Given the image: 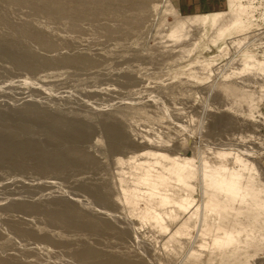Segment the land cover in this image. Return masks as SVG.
Masks as SVG:
<instances>
[{
    "label": "rangeland",
    "instance_id": "rangeland-1",
    "mask_svg": "<svg viewBox=\"0 0 264 264\" xmlns=\"http://www.w3.org/2000/svg\"><path fill=\"white\" fill-rule=\"evenodd\" d=\"M87 3L105 11L50 18L0 0V144L19 151L0 154V264H264V0ZM174 161L197 172L189 213L147 204L138 180ZM224 169L245 196L204 203L200 174Z\"/></svg>",
    "mask_w": 264,
    "mask_h": 264
},
{
    "label": "bare ground",
    "instance_id": "bare-ground-1",
    "mask_svg": "<svg viewBox=\"0 0 264 264\" xmlns=\"http://www.w3.org/2000/svg\"><path fill=\"white\" fill-rule=\"evenodd\" d=\"M68 1H72V0H12V5H13V2H15L19 6L20 5L21 6L22 5H24V6L25 5H29V6L33 7V9H36L38 12H41V13L43 12V14H47L48 17H50V18L51 17H57V16L58 17H62V16L63 17L66 16L67 17L68 12H70V11H74L76 13L78 12V14H77L78 17L77 18L86 17L87 16V12L90 13V14L91 13L92 14H95L97 12L101 13V12H104L105 11V9L103 7H96L95 9L94 8L91 9V8L87 7V6H89L88 3H87L88 0H74L75 1L74 4H72L71 6H69L70 7V10H68V8L66 7V6H68L66 4ZM106 1L107 0H98V2H100V3H103V2L106 3ZM70 3H73V1L70 2ZM19 6H18V10L20 9ZM24 6H22V7H24ZM15 7L16 6H14L13 9ZM25 9H27V8H25ZM21 10H22V8H21ZM27 10L29 12V9H27ZM36 10H35V12H36ZM32 11L28 15H31ZM33 13H34V11H33ZM38 14L40 15V13H38ZM28 15H26V16H28ZM37 15L35 17L36 18H39V17H37ZM99 15H101V14H99ZM32 16L33 15H31V17ZM31 17H29V18H31ZM69 18H72V17H70V15H69ZM60 19H62V18H60ZM83 19H85V18H83ZM94 19H96V18H94ZM87 20H90V19H87ZM87 20H86V22H87ZM30 21H32V20H30ZM1 22L4 23V21H2V20H1ZM40 22L39 21L36 22L37 24L35 26L37 27L38 23H40ZM46 23L49 24L50 22L48 23V21H47ZM4 25H6V24H4ZM9 26H8V28H9ZM11 26H10V28H13ZM31 26L34 27L33 23H31ZM8 28H7V30L10 29V28L9 29ZM21 28H23V27H21ZM21 28H19V30ZM68 28H70V26ZM15 32H17V31H15ZM20 32L23 33L22 30ZM2 33H3V31H2ZM39 33L36 32V31L35 32H33V31H27L25 29L24 36L26 35L29 38L37 39L44 46H50V44H51L50 40L47 39L46 37H44L43 35H41L42 33L41 34H39ZM31 41H33V40H31ZM39 41H37V43ZM54 45H56V44H54ZM37 46H38V44H37ZM42 50H43V48H42ZM29 57L33 58L35 56H33V54H32ZM11 58L16 59L15 61L18 60L19 63H20V65L21 64H23L25 66L26 65H30L31 67L33 65L32 64L33 62L29 61V58H27L25 56H21V55H11ZM42 58L44 59V57H42ZM43 59H40V60H43ZM70 60H71V62H72V60H80V62H83V63L90 62L89 59H87L85 57H75V58L74 57L73 58H71V57L70 58L69 57H64L62 61L63 62H69ZM90 64H91V62H90ZM62 126H64V125H62ZM62 126L61 125H54L53 128H52L53 134L56 135V136H60V135H57V134H61V132L62 131L64 132V130H65L64 128H62ZM76 131H79V128L76 127V126H74V125H70V128L67 131V133L74 134ZM64 133H66V132H64ZM113 133H116V131H115V129L113 127H110L109 128V134H113ZM4 144H5V141H4ZM1 145H3V144L2 143L0 144V154H11V155H17V156H19V151L17 150L16 147H14V146L5 147V145H4V149H3ZM35 145L36 144H34V143H26L25 144L26 148H28L29 150H33V151L34 150L36 151ZM51 156H53V155H51ZM57 156L59 157V154L56 155V156H53V158L55 157V159H56ZM60 157L58 158V161H60L63 158V157L62 158H60ZM188 163L189 162L181 163V162H178V161H174L170 166H164L162 169H159V168L156 169L154 166L153 167H149V166L145 167L144 170H143V172H141L138 175V180H139V182H141L144 185H147L148 186V192H147L148 199H147L146 203L149 204V202H150V204H153V200H156V202L159 205H161V206H165V205L174 203V204H177V206H179L182 210H184L185 212H188L189 213V211L192 210L197 205L196 204L195 206H193L195 204V202H196V200H195L196 198H194V195H193V192H194L195 189H194V186L190 183V179L193 177L194 174L196 175L197 172L192 171V170H188L189 167L186 166V164H188ZM200 175L203 177V181L208 182V185L211 186L212 189H213V192L210 193V194H206L203 191L204 198L202 197V199H203V202L204 203L209 202V200H212V202L218 203L219 202V198H218L219 193H226L227 195H231V198L233 200H239V199L242 200V198L245 196V191H244V188H243V184L244 183L240 179V174L238 172H235V171L229 172L228 170L224 169V170H221V171L214 170V172L203 173V174H200ZM172 180L178 182V184L180 186H183L182 187V188H184L183 190H188V191L191 190V192H188L187 193L185 191L186 194H181L179 196L180 199H177L175 196L172 197L168 193H162V192H160L161 189H165L166 187H168V185L170 184V181H172ZM196 193L197 192H195V194ZM57 213L58 212H56V214ZM57 217L58 218H63V221L65 223H68V224H74V225L80 224L81 226H85V224H84L85 222L84 223H79V222H76L75 220L73 221V218H68V217H64V216L61 217L60 214L57 215ZM143 218H144V220L146 218L151 219L152 221H154L156 223V225L158 227H160L161 229H163V231L164 230L166 231L168 229V226L163 222V218H162L161 214L156 209H154L153 207L146 206V208H145V215H144ZM233 240H234V238L230 234L229 236H227V237H225L223 239H221V238L216 239L215 240V244H217V245H228V244L232 243Z\"/></svg>",
    "mask_w": 264,
    "mask_h": 264
},
{
    "label": "crops",
    "instance_id": "crops-1",
    "mask_svg": "<svg viewBox=\"0 0 264 264\" xmlns=\"http://www.w3.org/2000/svg\"><path fill=\"white\" fill-rule=\"evenodd\" d=\"M202 14H206V13H202Z\"/></svg>",
    "mask_w": 264,
    "mask_h": 264
}]
</instances>
